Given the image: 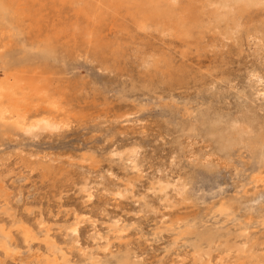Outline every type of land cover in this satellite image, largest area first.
I'll return each mask as SVG.
<instances>
[{
  "label": "rangeland",
  "instance_id": "1",
  "mask_svg": "<svg viewBox=\"0 0 264 264\" xmlns=\"http://www.w3.org/2000/svg\"><path fill=\"white\" fill-rule=\"evenodd\" d=\"M73 2H42L43 33H64L58 38L59 57L49 64L48 73L54 72L43 73L48 75L41 82L45 93L34 100L33 111H26L27 117L51 111L41 97H55L58 107L51 112L67 117L69 128L41 126L26 132L16 126L0 143V228L12 235L7 253L0 249V264H30L36 258L41 264H264V163L241 147L219 152L198 126L187 135V127L195 126V114L209 107L230 118L248 116L254 126H264V8L245 12L236 30L223 21L215 30L203 29L202 39L192 29L186 36H179L178 30L173 37L135 30L125 10L114 15L111 9L90 26H98L101 38L119 45L121 55L114 61L107 53L101 61L92 54L94 45L70 30L73 22L84 23L78 10L87 8L83 1ZM35 31L26 29L24 46L36 43ZM152 53L155 60L164 58L174 68L187 69L184 87L163 83L160 74L150 89L142 86L147 72L153 73ZM0 65L3 79L7 71ZM46 167L51 168L48 173ZM74 213L86 220L71 234L66 229ZM39 222L51 224L48 237L40 233ZM23 223L36 234L33 238L24 237ZM208 233L212 243L202 238Z\"/></svg>",
  "mask_w": 264,
  "mask_h": 264
},
{
  "label": "bare ground",
  "instance_id": "2",
  "mask_svg": "<svg viewBox=\"0 0 264 264\" xmlns=\"http://www.w3.org/2000/svg\"><path fill=\"white\" fill-rule=\"evenodd\" d=\"M60 1L62 4L63 2H73L74 0H52V2ZM83 1L86 5V9H82L84 7H80L81 9L78 10V13L83 12L82 15L84 23H80L81 25L75 24L73 22L72 34L75 36H80L83 42L87 43L88 45H94V51L92 54L101 59V61L105 60V55L108 53L110 56L114 58V61H117L121 55L120 46L111 45L110 42L101 38L100 33H98L97 28L95 26H90L91 22L96 24L93 19L99 20L100 18H104L107 15L108 11L111 9L113 10L114 15H118L120 10H125V13L132 19L134 29L137 27L139 30L147 31V30H154L165 35H178L177 31L180 30L179 36H186L187 32L192 29L196 30V38L202 39L204 37L203 31L204 30H212L217 29L218 22L223 21L226 27L231 28L230 30H236L240 25L239 21L242 18L243 14L252 8H264V0H80ZM43 0H0V63L3 64L6 68L7 73H5V77L0 79V143L4 139L5 136L9 137L8 135L11 133L13 129L17 126L18 129L30 132L35 128L45 126V127H55V131L57 127H68L70 120L67 117L59 118L56 115L52 114L51 111H55L58 104H56V99L42 96L41 98L47 100L50 105L51 111H43L37 114H34L32 117L26 116V111H33L32 105L36 98L39 95H43L45 93V87H42L41 82L44 78L48 77V75L44 76L43 73H48V69H51L49 64L56 62L59 57L58 52V38L60 34L64 33V30L51 32L49 34L47 30L43 33L42 29V20L43 17L41 16V8ZM79 2V1H78ZM77 3V2H76ZM82 3V2H80ZM65 4V3H64ZM68 4V3H67ZM75 2H73V5ZM71 5V4H70ZM78 5V4H77ZM82 5V4H81ZM83 5V6H85ZM75 6V5H74ZM73 6V9H74ZM68 8V7H67ZM64 8L65 11L68 9ZM85 10V11H84ZM57 11V10H56ZM64 11V10H63ZM69 11V10H68ZM62 12V10H61ZM72 12V11H69ZM63 13V12H62ZM79 13V14H80ZM111 13V11H110ZM78 14V15H79ZM71 15V13H70ZM109 15V14H108ZM111 15V14H110ZM63 16V15H62ZM61 16V17H62ZM81 16V15H80ZM122 16V15H121ZM60 17V18H61ZM70 17V16H69ZM111 17V16H109ZM128 17V19H129ZM73 18V17H71ZM81 18V17H79ZM107 19V18H106ZM109 19V18H108ZM107 19V20H108ZM111 19V18H110ZM114 19V18H113ZM112 19V21H113ZM61 20V19H60ZM63 20V19H62ZM61 20V21H62ZM67 20V17H66ZM80 20V19H79ZM105 20V19H104ZM101 21L102 23L104 22ZM118 20V19H117ZM116 20V21H117ZM120 20V19H119ZM115 20V25L120 24L117 23ZM55 22V21H54ZM81 22V21H79ZM99 22V21H97ZM130 22V21H129ZM214 22V23H213ZM67 23V22H66ZM72 23V22H71ZM77 23V22H76ZM92 23V24H93ZM101 23V24H102ZM113 23V22H112ZM68 24V23H67ZM100 24V25H101ZM187 24V25H185ZM65 25V23H64ZM97 25V24H96ZM104 25H106L104 23ZM113 25V24H112ZM127 25V24H126ZM130 25V24H129ZM69 26V25H68ZM125 24H123L122 29L124 28ZM256 26V25H255ZM65 27V26H64ZM101 27V26H100ZM114 27V26H113ZM116 27V26H115ZM119 27V26H118ZM185 27V28H184ZM99 28V27H98ZM103 28V26H102ZM102 28H100L102 30ZM106 28V26H105ZM129 28V27H128ZM184 28V29H183ZM26 29H30L36 32V43L31 46H24L22 37L26 34ZM117 29V28H116ZM121 29V30H122ZM131 29V28H130ZM204 29V30H203ZM45 30V29H44ZM121 30H118L121 32ZM109 31V30H108ZM113 31V30H112ZM141 31V32H142ZM31 32V31H30ZM59 32V33H58ZM101 32V31H100ZM131 32V31H130ZM55 33V34H53ZM105 33V32H104ZM103 33V34H104ZM110 33V32H109ZM114 33V32H113ZM116 33V32H115ZM177 33V34H176ZM32 34V33H30ZM69 34V33H68ZM145 34V33H144ZM149 34V33H148ZM217 34V33H216ZM67 35V34H66ZM210 35V34H209ZM213 35V34H212ZM68 36V35H67ZM71 36V35H70ZM69 36V38H70ZM159 36V35H158ZM163 36V35H162ZM216 36V35H215ZM250 36V35H248ZM257 36V35H256ZM72 38V36H71ZM76 38V37H75ZM166 38V37H164ZM251 38V37H250ZM109 39V38H108ZM249 39V38H248ZM6 40V41H5ZM29 41V39H27ZM61 40V39H60ZM75 40V39H74ZM78 40V39H77ZM255 40V39H254ZM31 41V40H30ZM76 41V40H75ZM257 41V40H256ZM260 41V40H259ZM65 42V41H64ZM182 42V41H181ZM180 42V43H181ZM227 42V41H226ZM27 43V42H26ZM71 43V42H70ZM79 43V42H78ZM261 43V41L259 42ZM9 44L13 45L15 50H9ZM64 44V43H63ZM80 44V43H79ZM28 45V44H26ZM83 45V44H82ZM81 46V45H79ZM85 46V45H84ZM261 46V45H259ZM82 47V46H81ZM196 47H199L197 45ZM86 48V46H85ZM88 48V46H87ZM203 48V47H202ZM79 49V48H78ZM138 49V48H137ZM140 49V48H139ZM143 49V48H141ZM150 49V48H149ZM262 49V48H261ZM88 50V49H87ZM92 50V49H90ZM134 50V49H133ZM136 50V49H135ZM144 50V49H143ZM219 50V49H218ZM77 51V50H76ZM75 51V52H76ZM79 51V50H78ZM147 52V50L145 49ZM152 51V49H151ZM83 52V51H82ZM87 52V51H86ZM90 52V51H89ZM88 52V53H89ZM140 52V51H139ZM138 52V53H139ZM153 52V51H152ZM78 53V52H77ZM135 53V52H134ZM151 53V52H150ZM159 53V52H158ZM264 53V52H263ZM80 54V53H79ZM144 54V53H143ZM148 54V53H147ZM154 53H152L153 56ZM91 55V54H90ZM146 55V54H145ZM151 55V54H150ZM264 55V54H263ZM76 57V56H75ZM94 57V58H95ZM126 57V56H121ZM137 57V55H136ZM135 57V58H136ZM143 57V55H142ZM62 58V57H61ZM71 58V57H69ZM92 58V57H91ZM94 58L91 59L94 61ZM109 58V57H107ZM140 58V57H138ZM146 58V57H144ZM153 56L152 59H154ZM72 59V58H71ZM76 59V58H75ZM78 59V58H77ZM81 59V58H80ZM147 59V58H146ZM151 59V56H150ZM113 61V59H111ZM120 60V59H119ZM124 60V59H123ZM141 60V58H140ZM144 60V59H143ZM95 59L94 62H96ZM110 61V60H109ZM110 61V63L112 62ZM113 61V63H114ZM139 61V60H138ZM58 62V61H57ZM106 62V61H105ZM122 62V61H121ZM141 62V61H140ZM139 62V63H140ZM144 62V61H143ZM104 63V62H103ZM118 63V62H117ZM146 63V62H145ZM64 64V62H63ZM106 64V63H105ZM112 64V63H111ZM137 64V63H136ZM141 64V63H140ZM145 65V64H141ZM150 64V63H148ZM55 65V64H54ZM57 65H60L59 63ZM100 65V64H99ZM108 65V64H107ZM119 65V63H118ZM2 66V65H0ZM52 66V65H51ZM113 66V65H112ZM111 67V65H110ZM1 68V67H0ZM119 68V67H118ZM139 68V67H138ZM148 68V67H147ZM3 69V68H2ZM107 69V68H106ZM113 69V68H111ZM142 69V67H141ZM5 70V69H3ZM60 70H62L60 68ZM115 70V68H114ZM117 70V69H116ZM124 70V69H123ZM143 70V69H142ZM141 70V71H142ZM145 70V69H144ZM148 70V69H147ZM150 70V69H149ZM1 71V69H0ZM105 71V69H104ZM112 71V70H111ZM139 70V73L141 72ZM50 72V71H49ZM53 73L54 71L51 70ZM50 72V73H51ZM60 72V71H59ZM63 72V71H62ZM61 72V73H62ZM147 72V71H146ZM152 74L150 72L148 77H146V82L142 86L145 89H150L152 87V83L155 76H159L163 83L165 84H175L180 86L185 83V75L187 73V69L184 66H180L179 68H174L173 65L164 58L162 59H154L152 61ZM50 73L49 76H50ZM57 74V73H56ZM3 75V74H2ZM140 75V74H139ZM146 76V75H145ZM144 76V77H145ZM65 77V76H64ZM143 77V76H142ZM2 78V77H1ZM50 78V77H49ZM54 78V77H52ZM57 78V77H56ZM192 78V77H191ZM254 78V77H253ZM48 79V78H47ZM148 79V82H147ZM61 80V79H60ZM66 81V79H64ZM143 80V79H142ZM160 80V81H161ZM144 81V80H143ZM142 81V82H143ZM54 82V81H53ZM56 82V81H55ZM59 82V81H58ZM67 82V81H66ZM72 80L70 81V83ZM74 82V81H73ZM159 82V81H158ZM76 83V82H75ZM155 83V82H154ZM161 83V82H160ZM260 83V82H259ZM50 84V83H49ZM47 85V84H46ZM54 85L52 89H54ZM79 85V84H78ZM164 85V84H161ZM160 85V86H161ZM185 85V84H184ZM183 85V87H184ZM187 85V84H186ZM57 86V85H56ZM55 86V87H56ZM59 86V85H58ZM62 86V85H61ZM69 88V85H67ZM80 86V85H79ZM165 86V85H164ZM259 86V85H258ZM48 87V86H47ZM64 87V86H62ZM77 87V86H76ZM81 87V86H80ZM84 87V85H83ZM166 87V86H165ZM174 87V85H173ZM61 88V87H60ZM60 88L58 87L57 89ZM172 88V87H171ZM182 88V87H181ZM63 89V88H62ZM65 89V88H64ZM132 89L135 87L132 85ZM261 89V87H260ZM264 89V88H263ZM48 90V89H47ZM66 90V89H65ZM74 90V89H73ZM71 90V91H73ZM81 90V89H80ZM83 90V88H82ZM94 90V89H93ZM78 91V90H77ZM254 91V90H253ZM252 91V92H253ZM55 92V91H54ZM61 92V91H60ZM256 92V90H255ZM79 93V92H78ZM77 93V94H78ZM215 93V92H214ZM254 93V92H253ZM259 92H257L258 94ZM264 93V92H262ZM51 94V93H50ZM53 94V92H52ZM60 96H63V93ZM81 94V93H80ZM256 94V95H257ZM69 95V94H68ZM74 95V94H73ZM217 94H215L216 96ZM66 96V95H64ZM72 96V95H71ZM214 96V97H215ZM239 96V95H238ZM59 97V96H58ZM57 97V98H58ZM67 97V96H66ZM240 97H242L240 95ZM61 99V97H59ZM212 99V98H211ZM59 100V99H58ZM66 100V99H65ZM41 101V100H40ZM62 101V100H61ZM81 101V100H80ZM71 102V100H70ZM85 102V101H84ZM210 102V101H208ZM212 102V101H211ZM58 103V102H57ZM66 103V102H64ZM63 103V104H64ZM68 103V102H67ZM171 103V102H170ZM70 104V103H69ZM86 104V102L84 103ZM61 105V104H60ZM59 105V106H60ZM66 105V104H65ZM81 105V104H80ZM206 105V104H205ZM205 105H201V107L205 108ZM70 106V105H69ZM212 106V105H211ZM71 107H74V105ZM136 107V106H135ZM199 107V106H198ZM200 107V108H201ZM208 107V103L206 105ZM80 108V107H79ZM86 108V107H85ZM84 108V109H85ZM199 108V109H200ZM202 108V109H203ZM65 109V108H64ZM82 109V107L80 108ZM60 110V109H59ZM69 110V109H67ZM66 110V111H67ZM76 110V109H74ZM189 110V109H188ZM187 110V111H188ZM192 110V109H191ZM195 110V109H194ZM192 110V111H194ZM218 110V109H217ZM62 112H64L61 109ZM88 111V110H87ZM190 111V110H189ZM220 111V110H219ZM76 112V111H75ZM181 112V111H180ZM222 112V111H221ZM72 113V112H70ZM81 114L83 112H80ZM189 113V112H188ZM187 113V114H188ZM69 114V113H68ZM75 114V113H74ZM79 114V113H78ZM90 114V113H89ZM193 114V113H192ZM186 115V114H185ZM68 116V115H67ZM79 116V115H78ZM188 116V115H186ZM192 117V116H190ZM182 118V117H181ZM82 119V117H81ZM121 119V117H120ZM193 120V118H192ZM12 121L9 124L8 122ZM195 126H188L187 127V135L189 133H195L196 126L204 129L207 136H209L215 143L219 152H230L236 147H241L247 149L251 152V154L258 159L259 161L264 163V126L256 127L252 119L248 116L241 117V118H230L220 114L218 112L213 111V109L205 108L203 110H199L194 117ZM186 126V125H185ZM69 128V127H68ZM65 129V128H64ZM183 129V128H182ZM19 131V130H18ZM40 131V130H39ZM59 131V130H58ZM48 132V131H46ZM21 133V132H20ZM31 134V133H30ZM6 137V138H7ZM11 137V136H10ZM36 137V136H35ZM5 138V139H6ZM4 139V140H5ZM8 139V138H7ZM132 152V149H131ZM130 153V152H129ZM135 154V152H133ZM131 156L134 158V155ZM131 155V154H130ZM129 156V155H128ZM93 158V157H92ZM132 158V159H133ZM131 159V160H132ZM87 160V159H86ZM90 161H94V159H90ZM91 162V163H92ZM95 162V161H94ZM134 163V161H133ZM48 164V163H46ZM44 164V165H46ZM93 164V163H92ZM91 164V165H92ZM95 164V163H94ZM49 165V164H48ZM39 166V165H38ZM47 166V165H46ZM51 166V165H50ZM44 167V166H43ZM54 167V166H53ZM33 168V167H32ZM35 169V167L33 168ZM42 169V168H41ZM46 173L50 171L51 168L46 167L44 168ZM53 169V168H52ZM40 170V169H39ZM264 170V169H263ZM43 172V171H42ZM52 172V171H51ZM45 173V174H46ZM54 173V172H53ZM48 176V175H47ZM52 176V175H51ZM41 177V176H40ZM49 177V176H48ZM259 177V174H258ZM257 178V177H256ZM258 179H256L257 181ZM185 183V181H184ZM263 183V182H262ZM256 184V182H255ZM160 185V184H159ZM175 185V184H174ZM177 186V185H176ZM161 187L163 185L161 184ZM186 187V186H185ZM166 188V187H164ZM175 188V187H174ZM162 189V188H161ZM3 191V190H2ZM160 191V190H159ZM163 191V190H161ZM160 191V192H161ZM165 191V189H164ZM177 191V188H176ZM179 193V192H178ZM10 195V194H9ZM181 195V194H180ZM184 195V194H183ZM187 196V194H186ZM184 196V197H186ZM4 197V195H3ZM1 198V197H0ZM4 199V198H2ZM7 200V199H6ZM1 201V199H0ZM186 201V200H184ZM7 202V201H6ZM187 202V201H186ZM5 203V202H4ZM169 204V203H168ZM171 204V203H170ZM1 205V204H0ZM222 208V207H221ZM228 208V207H227ZM4 210V208H1ZM0 209V210H1ZM6 209V208H5ZM225 209V208H224ZM11 210V209H10ZM2 211V210H1ZM227 211V210H226ZM9 212V211H8ZM222 212V211H221ZM3 214V212H1ZM11 213V212H9ZM13 213V212H12ZM11 213V214H12ZM75 214V213H74ZM73 214V215H74ZM5 216H8L7 214ZM13 216V214H12ZM9 215V217H12ZM8 217V218H9ZM13 218V217H12ZM178 219V218H177ZM12 220V219H10ZM15 220V219H14ZM18 220V219H17ZM86 220V217L81 214H75L72 217V221L68 223L67 229L70 230L72 233H77L79 230V226ZM88 220V218H87ZM13 221V220H12ZM16 221V220H15ZM41 221V219L39 220ZM173 221V220H172ZM263 221V220H262ZM9 222V221H8ZM67 222V221H66ZM184 222V221H183ZM47 223V222H46ZM46 223L39 222V229L40 233L45 237H48L50 231V225ZM185 223V222H184ZM264 223V222H263ZM4 225V223H1ZM19 224V223H18ZM22 224V223H20ZM20 224L18 226H20ZM24 224V223H23ZM171 224V223H170ZM12 225V224H11ZM27 224L21 225L20 230L22 231L24 237L28 238L32 237L34 233L32 230L29 229ZM190 225V224H189ZM13 226V225H12ZM15 226V225H14ZM38 226V224H37ZM119 226V225H116ZM181 226V225H180ZM11 227V226H10ZM17 227V224H16ZM179 227V226H177ZM176 227V228H177ZM190 226H188L189 228ZM7 228H9L7 226ZM15 228V227H14ZM38 228V227H37ZM118 228V227H117ZM185 228V227H184ZM59 229V228H58ZM186 229V228H185ZM11 230V229H10ZM38 230V229H37ZM175 230V229H173ZM52 231V230H51ZM120 231V230H119ZM176 231V230H175ZM188 231V230H187ZM191 231V230H190ZM197 231V230H196ZM201 231V230H200ZM7 231H4L0 228V249L4 250L6 253L10 248V236ZM117 232V231H116ZM181 232V231H180ZM183 232V231H182ZM244 232V231H243ZM10 233V231H9ZM118 233V232H117ZM120 233V232H119ZM178 233V232H177ZM185 233H187L185 231ZM241 233V232H238ZM33 234V235H32ZM202 234V233H201ZM245 234V233H244ZM36 235V234H35ZM34 235V236H35ZM183 235V234H182ZM242 235V234H240ZM218 236V235H217ZM244 236V235H243ZM247 236V235H246ZM179 237V235H178ZM181 237V236H180ZM185 237V236H184ZM205 238L208 243H212L213 235L208 233L206 235H202V238ZM219 237V236H218ZM217 237V238H218ZM223 237V236H222ZM241 237V236H240ZM248 237V236H247ZM33 238V237H32ZM38 238V237H36ZM200 238V237H199ZM25 239V238H24ZM46 238L45 240H47ZM249 239V238H247ZM14 240V239H13ZM22 240V239H21ZM31 239H29L30 242ZM193 240V239H192ZM202 240V239H200ZM227 240V239H226ZM229 240V239H228ZM32 241V240H31ZM34 241V240H33ZM50 240L48 239V242ZM54 241V240H53ZM230 241V240H229ZM25 242V241H24ZM51 242V241H50ZM190 242V241H189ZM243 242V241H242ZM251 242V241H250ZM255 242V240L253 241ZM195 243V242H194ZM197 243V242H196ZM202 243V242H201ZM227 243V242H226ZM258 243V242H257ZM15 244V243H14ZM48 245V243H46ZM52 244V242H51ZM49 244V245H51ZM57 244V243H56ZM74 244V243H73ZM205 244V242H204ZM228 244V243H227ZM27 245V244H26ZM32 245V244H31ZM48 245V246H49ZM54 245V244H53ZM59 246V245H57ZM245 246L244 243L242 245ZM47 247V246H46ZM45 247V248H46ZM198 247V246H197ZM252 247V246H251ZM254 247V246H253ZM260 247V246H259ZM18 248V247H17ZM28 248V247H27ZM30 248V247H29ZM48 248V247H47ZM54 248V247H53ZM258 248V247H257ZM44 249V248H43ZM60 249V248H59ZM59 249L57 250L59 252ZM244 249V248H243ZM247 249V247H246ZM254 249V248H252ZM260 249V248H259ZM262 249V247H261ZM11 250V249H10ZM47 250V249H46ZM55 250V249H54ZM71 250V249H70ZM258 250V249H257ZM255 250V251H257ZM18 251V249H16ZM37 251V250H36ZM35 251V252H36ZM41 250H39L40 252ZM50 251V250H48ZM81 251V250H80ZM128 251V250H127ZM226 251V250H225ZM228 251V250H227ZM259 251V250H258ZM257 251V253H258ZM262 251V250H261ZM3 252V251H2ZM11 252V251H10ZM9 252V253H10ZM15 252V251H14ZM12 250V254L14 253ZM34 252V251H33ZM43 252V251H42ZM41 252V254H42ZM56 252V251H54ZM86 252V251H85ZM230 252V251H229ZM260 252V251H259ZM8 253V254H9ZM17 253V252H16ZM38 251L36 252V254ZM44 253V252H43ZM51 253V251H50ZM63 253V252H62ZM62 253H57L58 255ZM88 253V252H86ZM85 253V254H86ZM223 253V252H222ZM225 253V252H224ZM236 253V252H235ZM263 252H261L262 254ZM2 254V253H1ZM8 254H6L8 256ZM11 254V257L13 256ZM35 254V255H36ZM46 254V252H45ZM82 254V253H81ZM198 254V252H197ZM245 254V253H244ZM5 255V254H3ZM5 255V256H6ZM16 255V254H15ZM30 255V254H28ZM32 255V254H31ZM30 255V256H31ZM37 255H40L38 253ZM44 255V254H43ZM42 255V256H43ZM53 255V254H51ZM67 255V254H66ZM84 255V252H83ZM82 255V256H83ZM91 255V254H90ZM125 255L122 254V256ZM223 255V254H222ZM225 255V254H224ZM237 255L236 254H233ZM251 255V254H250ZM256 255V254H255ZM260 255V254H259ZM10 256V255H9ZM29 256V257H30ZM46 259L48 258V254L44 255ZM54 256V255H53ZM89 256V255H88ZM87 256V259H88ZM121 256V255H120ZM226 256V255H225ZM254 256V255H253ZM263 256V255H262ZM14 257V256H13ZM28 257V258H29ZM37 257V256H36ZM41 257V256H39ZM44 257V258H45ZM52 257V256H51ZM56 257V256H55ZM54 257V258H55ZM96 257V256H95ZM94 257V259H95ZM261 257V256H260ZM8 258V257H7ZM15 258V257H14ZM27 258V257H25ZM27 258V259H28ZM53 258V257H52ZM85 258V257H84ZM93 258V257H92ZM122 257H120L121 260ZM126 258V257H125ZM130 258V257H129ZM229 258V256H228ZM249 258V255H248ZM258 258V257H257ZM31 259V257L29 258ZM50 259V258H49ZM57 259V257H56ZM62 259H65L62 257ZM91 259V258H90ZM92 259L91 261L94 262L95 260ZM204 259V258H203ZM209 259V258H208ZM254 259V258H253ZM21 260V259H20ZM23 260V259H22ZM89 260V259H88ZM94 260V261H93ZM98 260V259H97ZM100 260V259H99ZM119 260V258H118ZM227 260V259H226ZM243 260V259H242ZM241 260V261H242ZM29 261V260H28ZM54 261V259H53ZM58 261V260H56ZM59 261H62L61 259ZM64 261V260H63ZM86 261V259L84 260ZM131 261H133L131 259ZM234 261V258H233ZM238 261V260H236ZM251 261V260H250ZM26 262V261H25ZM23 262V263H25ZM42 260L33 259L31 260L30 264H41ZM89 263V261H86ZM125 262V261H124ZM260 262V261H259ZM28 263V262H27ZM63 263V262H62ZM69 263V262H67ZM196 263V262H195ZM235 263V261H234ZM244 263V262H243ZM257 263V262H255ZM262 263V262H261ZM264 263V261H263ZM51 264V263H50ZM55 264V263H54ZM57 264V263H56ZM60 264V263H59ZM64 264V263H63ZM66 264V263H65ZM71 264V263H70ZM96 264V263H95ZM98 264H100L98 262ZM218 264V263H217ZM236 264V263H235ZM246 264V263H245Z\"/></svg>",
  "mask_w": 264,
  "mask_h": 264
}]
</instances>
